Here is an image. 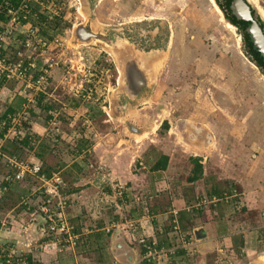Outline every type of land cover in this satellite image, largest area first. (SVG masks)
<instances>
[{"label": "crops", "instance_id": "1", "mask_svg": "<svg viewBox=\"0 0 264 264\" xmlns=\"http://www.w3.org/2000/svg\"><path fill=\"white\" fill-rule=\"evenodd\" d=\"M52 78L50 76L51 85ZM52 88L49 87L44 95L61 103L66 110L69 109L71 120L77 117L82 119V112H86L87 119L97 112L94 106H87L84 99L81 101L84 95L80 90L53 96L56 91L53 92ZM20 90L18 86L10 85L4 94L3 110H6L7 103L15 108L11 116L25 109V99ZM78 94L79 99L76 98ZM39 95L35 97L36 100ZM59 97H62L61 100ZM238 105L240 109L248 108L245 103ZM27 111L30 127L22 136L29 131L38 137L37 141L54 135L62 138L59 137L56 146L59 158L54 157L51 167L60 174L62 186L67 187L65 194L71 203L67 216L70 224H77L74 232L81 237L82 234L78 232L81 230L84 238H92V244L96 245L99 253H106V256H100L106 261L98 260V264H118L109 249L110 242L105 248V241L113 237H105V228L114 223L118 226L112 227L111 231H120V227L130 220L138 221L147 240L159 244L160 248L155 245L157 250L154 251L163 253L152 258L153 264H227L229 256L232 257V264H240L241 261L254 264L252 260L260 257L256 255L264 249V117L258 110L247 112L246 117H228L221 124L219 135L213 137L209 150L181 148L176 140L173 142L175 147L162 148L158 156L156 153L159 148H152L161 142L158 134L151 139L152 142L141 140L140 144H134L131 135L127 136L120 130L121 133L114 125L106 132L95 130L89 136H73L75 133L72 130L68 134L60 128L54 130L49 120L46 122L41 117L37 106L29 107ZM8 117L10 120V115ZM92 118V121H96L97 115ZM101 122L107 123L108 120L103 119ZM233 123L242 126L241 133L235 134L236 139L228 132V125ZM64 134L70 136V142H67L68 139L66 142L63 140ZM230 140L240 144V148L224 151V144ZM77 144L81 146L80 150ZM34 152V149L28 152L26 161L40 163ZM71 154L74 155L69 160ZM161 155L168 157L166 167L153 170V165ZM191 158L198 159L202 173L188 180L194 167ZM7 170L4 165H0V174ZM140 195L146 198L147 216L144 215L143 207L135 202L134 198ZM201 195L225 197L215 206L202 211L189 214L180 212L177 216L178 236L172 231L168 232L174 210H183V206L186 208ZM87 208H94L92 218H85ZM39 216L38 222L41 224ZM27 219V228L19 225L13 238L21 244L31 243L33 247L34 240L41 236V226H37L38 222H32L30 216ZM92 219L98 220L95 222ZM84 223L88 225L86 229L82 227ZM35 225L39 229L36 236L33 235ZM95 226L97 228L92 229ZM196 229H201L199 238L194 234ZM120 233L126 241L132 242L125 228ZM140 246H133L139 256V261L133 264H139L146 258V254L142 253L144 248ZM80 247L64 248L61 252L50 247L49 251L41 253L32 248L31 255L37 264H76L77 260L74 259L82 252Z\"/></svg>", "mask_w": 264, "mask_h": 264}, {"label": "rangeland", "instance_id": "2", "mask_svg": "<svg viewBox=\"0 0 264 264\" xmlns=\"http://www.w3.org/2000/svg\"><path fill=\"white\" fill-rule=\"evenodd\" d=\"M63 1L65 7L61 12L59 28L55 33L63 41H69L73 26L85 21L83 18L85 16L79 12V9L85 14L89 9L87 5L89 1L81 2V4L80 0ZM248 1L264 21V0ZM94 5V8L89 10L93 19L102 24L109 25L147 18L163 22L168 31V47L158 70L150 103L138 107L140 115L148 116L150 120L161 124L155 131H150L139 141L133 139L134 144H140L141 140H148L147 143L152 142L151 139L158 134L161 142H157L152 147L153 149L159 148L157 156L162 153V148L174 146L173 142L176 140L179 141L178 145L181 148L196 149L197 147V150L205 151L211 149V146L208 147L205 136L196 137L193 140L191 135H196L194 130L188 126L190 122H197L204 126L207 130L206 133L212 137L210 144L212 145L213 137L216 134L219 135L221 124L225 123L228 117H244L247 112H252L253 109L258 110L264 117V75L245 57L238 30L226 22L213 0H99ZM88 22L90 21L88 20ZM48 50V58L58 61V65L50 71V75L53 76V84L51 85L49 82V86H53V92L56 91L53 96H61V93L65 94L67 91L80 90L84 95L81 97V101L84 99L87 106L92 105L97 110L92 114L93 117L97 115L96 121L91 120L92 116L88 120L85 117L86 112H82L80 115L83 117L82 119L77 117L75 120H71L72 114L69 109L61 112L60 116L66 118V122L69 123L66 128L70 125L73 126L71 129L75 133L73 136L76 134L89 136L95 130V132H106L114 125L118 131L121 130L124 133V125L120 122L113 123L104 112L108 107L107 93L115 86L118 75L112 59L93 43L78 46H75L74 42L63 43V46L52 44ZM8 53L10 56L13 55L10 51ZM38 58L42 59L41 56ZM77 96L76 98L79 99V94ZM50 98L44 95L41 103H45ZM61 98L59 97L60 100ZM242 103L247 104L248 108L240 109L238 104ZM65 104L69 105L67 102ZM32 106H37L36 102L31 104L25 101V109L19 113L22 135L28 130V126L30 127L29 123L24 124L23 122L30 120L27 109ZM103 119H107L108 122L102 123ZM163 123H167L166 128H162ZM237 127L239 128L238 132ZM228 129V132L232 133V137L236 139L235 134L241 133L242 126H236V123H233L228 125ZM246 129H249L248 126ZM65 133L68 134L69 131L67 130ZM69 138L70 136L64 134L65 142L67 139V142H70ZM238 148H240V144L233 140L226 142L223 146L224 151ZM27 156L28 151H24L20 158L28 160ZM45 158L50 163L54 159L48 155ZM70 158L71 156L68 159L70 160ZM66 189L67 187L63 191ZM36 192V195L35 193L28 195L27 199L33 207L42 201L38 194L41 192L38 189ZM10 194L11 198L16 201L17 194L14 192ZM70 204L63 211L66 218H69L67 212ZM182 208L184 209L174 210L175 216H178L182 211L186 212L185 207ZM87 210L85 218H92L94 208H87ZM2 211L4 214H9L8 212L13 214L11 209ZM38 215V212L35 215L27 213L23 215L25 218L23 217L22 220L27 223V217L30 216L32 222H38ZM92 220L96 222L98 219ZM43 223L38 222L37 224V226H41L40 234ZM85 224L82 226L83 229L88 227ZM71 225L77 226L75 223H71ZM16 227L18 225H15L13 229L6 228L4 230L5 237L12 239L16 235L14 232L18 230ZM120 229V231H124V226ZM38 230L37 228L36 231H33V235L36 236ZM78 232L83 235L81 230ZM115 232L117 231L112 230L109 234L113 236ZM82 235L81 241L83 242ZM43 238L42 234L34 241L36 244H40L45 241ZM109 242L111 245V238L109 241H105V248L109 246ZM129 243H133L132 246H140L137 242L130 241ZM91 246V250L79 253L77 259H74V261L77 260L76 264H98L100 256H106V253L97 251L95 244H91ZM256 256L260 257L258 260H252L255 262L254 264H264V249L259 250ZM228 258L232 259L231 256ZM103 261L106 260L103 259ZM137 261H139V256L136 255ZM240 264H247V261H241Z\"/></svg>", "mask_w": 264, "mask_h": 264}, {"label": "built area", "instance_id": "3", "mask_svg": "<svg viewBox=\"0 0 264 264\" xmlns=\"http://www.w3.org/2000/svg\"><path fill=\"white\" fill-rule=\"evenodd\" d=\"M3 7L4 15L3 17L0 16V115L4 113V94L10 85L21 88L20 92L25 101L31 104L36 102L35 97L40 93L47 94V90L50 87V71L54 66L58 65L57 60L48 58V49L52 44L63 46V40L58 37V34H55L50 41L41 37L39 34V24H41L39 19L40 16L47 20L60 16L65 3L63 0H18L17 4L14 5L5 2ZM9 51L13 53L12 56L9 55ZM39 56L42 59H39ZM63 109L65 108L63 107ZM58 114L59 112L55 113L54 118ZM19 117L20 114L16 113V115L10 117V120L4 119L0 121V130L3 131L2 135H0V159L7 160L11 168H14L13 172L6 173L0 177L2 180L1 184H4L0 189V193L7 191L8 185L19 182L27 174L38 176L40 188L47 195L57 199L58 211L48 215L47 218L43 217L45 221L41 229V235L43 234L44 237L52 235L50 239L40 244L35 242L33 247H31V243L21 244L18 241H14V238L12 242L7 240L9 238L5 237L4 230L9 228L13 214L11 215L10 212H8L9 214H4L0 218V264H33L26 256L29 253L32 254V248L43 252L45 250L49 251L50 247H52L57 252H61L66 247H77L80 238V235L74 232V227L70 224L68 218L63 214L67 204L60 194V187L62 186L60 174L53 173L51 177L46 178L40 174V163L18 160L14 156H8L3 153L2 148L6 141H13L22 137ZM49 124L55 127L57 123L54 119ZM224 197L201 195L193 203L186 206L185 210L187 213L201 211L212 205L215 206ZM135 202L143 207L144 215L147 216L149 211L146 198L141 195L136 196ZM40 211L48 213L47 206H41ZM175 214L176 212H173V229L179 232V223ZM138 225V221L135 220L133 222L130 220L127 223V229L131 232V240L142 245L146 242V237L141 226ZM117 226L113 223V225L107 226L105 229L109 232L112 227ZM162 253H156L154 249H150L147 251L146 257L154 258V256ZM226 262L227 264H232L233 260L227 258Z\"/></svg>", "mask_w": 264, "mask_h": 264}, {"label": "water", "instance_id": "4", "mask_svg": "<svg viewBox=\"0 0 264 264\" xmlns=\"http://www.w3.org/2000/svg\"><path fill=\"white\" fill-rule=\"evenodd\" d=\"M81 2L86 3L87 0H80V4ZM229 9L237 20H243L248 23L245 32L249 37L253 49L259 52L260 56L264 59V30L252 15V5L250 2L248 0H231ZM79 12L85 16L83 17L85 21L73 26L70 40H64L63 43L74 42L75 46L93 43L112 59L118 75L115 86L107 93L108 107L104 112L113 123L120 122L124 125V133L127 136L131 135V138L139 141L150 131H155L161 124L150 120L148 116L143 117L140 115L138 107L150 103V97L158 77V70L166 51L151 50L145 52L137 48L127 38L112 36L109 39L110 42L104 40L101 36L97 35V32L103 33V30L107 29L109 25L90 18L92 13L89 9L85 14L81 9H79ZM88 20L92 22L90 27L87 25ZM226 22L231 24L227 20ZM96 37L98 38L95 39ZM188 126L194 130L196 135H191L193 140L196 137L205 136L208 147L210 146L212 137L206 133L207 130L204 126L199 125L197 122H190ZM39 219L40 222L45 221L41 215ZM36 230L37 226L35 225L33 226V231ZM200 232L201 229L194 231L197 238H199ZM110 251L118 264H133L136 262L135 248L125 240L118 230L112 237Z\"/></svg>", "mask_w": 264, "mask_h": 264}, {"label": "trees", "instance_id": "5", "mask_svg": "<svg viewBox=\"0 0 264 264\" xmlns=\"http://www.w3.org/2000/svg\"><path fill=\"white\" fill-rule=\"evenodd\" d=\"M17 1L18 0H0V16L3 17V15H4V11H3L4 7L3 6L5 5V2H9L10 4L14 5V4H17ZM215 2H216L217 7L219 8V10L223 13L224 18L227 21H229L232 24V26H234L238 30V32L241 36L242 51H243L245 57L252 64H254L259 69V71L264 75V59L260 56L259 52H257L255 49H253V46L249 40V37H248L247 33L245 32V28H246L248 23L246 21H243V20H237L231 14L230 9H229V5H230L231 0H215ZM252 15L257 20V22L262 27V29L264 30V21L262 20L260 15L257 13V11L253 7H252ZM60 16H58V17L56 16L51 20H47V19L43 18L42 16H40L39 23H41V24H39L40 25L39 26L40 27L39 28V34L41 37H43L47 41H50L52 39V37L55 34H57L55 32L59 28ZM43 98H44V94L40 93V95L38 96V98L36 100V105L39 108V114L41 115V117H43L46 122L48 120L50 122L51 120L55 119L57 124L55 127H52L54 130L60 128L61 130H63V132H66L67 130L70 131L73 126L70 125V127L66 128V125L68 126L69 123L66 122V118L60 116L61 112L65 111L66 109H63V106L61 105V103H59V102L55 103L54 100H52V99L46 101L45 103H41ZM13 111H15V108L13 106H11L10 103H7L6 110L4 111V113H1L0 120L5 119L8 121L9 120L8 116L10 115V117H11ZM57 112H59V114L57 115V117L54 118L55 113H57ZM28 120H27V122L24 120L23 123L24 124L29 123ZM163 127L166 128L167 123H163L162 128ZM0 131H2V130H0ZM2 133H3V131L0 132V135H2ZM59 137L60 136H58V135H54V136L48 137L45 140L43 139V140L37 141L38 137L34 134H30L28 131L24 136L19 137L18 139H15L13 141H6L5 145L2 148V151H3V153H5L8 156H14L18 160H23L22 158H20L21 153L24 151L29 152V151H32L34 149L35 150L34 156L38 159V161L41 164L40 174L44 175L46 178H49V177H51V175L53 173H58V172L55 171L56 169H53V167H51L52 164L46 160L45 156L48 155L49 157H52V158H54V157L59 158L57 156L58 152L56 151L57 150L56 146H57V144H59V140L61 138V137L60 138ZM35 141H37V142H35ZM80 147L81 146L79 144H77L78 150H80ZM68 150H69V147H68ZM72 152L73 151H69L68 153H72ZM73 155L74 154H71L70 156L73 157ZM167 161H168V157L165 155H161L159 157V159L153 165V167H152L153 170H159V169L165 168L167 165ZM191 161L194 163V167L192 169L191 174L187 177L188 180H193V179L197 178L202 173V167H201L198 159L197 158H195V159L191 158ZM57 162H56V164H57ZM0 165H2V166L4 165V167H6L8 169L4 174H0V177L5 175L6 173L14 171V168H11V166L8 164L7 160H1L0 159ZM37 177L38 176H32V175L27 174L19 182H14L13 184L8 185L7 191L0 193V218H2L4 216V213H3L4 211H2V210H10L11 209L13 212V219L9 225L10 229H11V227L13 228L15 225H18V226L21 225L22 226L21 228H23L24 226L27 228L29 222L25 223L22 220L23 217L25 218V216H23V215H25L27 213H30L31 215H35V213L38 212L39 215L47 218L48 215L54 214L55 212L58 211L57 199L55 197L47 195L45 193V191L42 188H40L39 179ZM61 180H62V178H61ZM1 182H2V180L0 178V189L4 185L3 183L1 184ZM37 189L41 192L38 194H40L42 201L39 204H36L35 205L36 208H35L30 204V202H28L27 199H28V195H30L31 193H35L37 191ZM69 189H71V188H69ZM63 190H64V187L61 186L60 187V194L65 199L66 204L69 205L70 201L68 198H66L65 191H63ZM12 192L17 194L16 201L13 200V198H11L10 193H12ZM36 193H35V195H36ZM7 194H9V195H7ZM9 199H10V201L7 202V200H9ZM43 205L47 206L48 213H43L40 211V207ZM192 213H196V212H192ZM173 219H174V216L172 215V220L170 221V227H169V230H167V231L168 232L172 231V232L176 233L178 236L179 232L175 231L173 229V223H172ZM177 220L179 221L178 217H177ZM16 228H19V227H16ZM96 228H97L96 226L92 227V229H96ZM124 228L126 229L128 235H129V239H130L131 238V234H130L131 232L127 229V223L126 222L124 224ZM110 231L105 232V237L110 236V234H109ZM50 237L47 236V237H44V239L49 240ZM85 237L86 238H84V235H82L83 242L81 241V237L78 240L77 246L78 247L81 246L80 248H81L82 252H85L87 250L89 251L92 249V246H91V244H92L91 239L92 238L90 236H85ZM12 239H7V240L9 242H12ZM104 241H105V239H104ZM80 243H83V245H80ZM155 245H156V247L160 248L159 244L158 245L154 244L151 240L146 239V242L141 245L144 248L142 250V253L145 255L149 249H156L157 250ZM26 256H27L29 261L33 262V264H37V262L35 260L33 261V257L31 255V253L27 254ZM100 260H103V259H100ZM152 260L153 259L151 257H148V258L146 257V258H143L139 262V264H153Z\"/></svg>", "mask_w": 264, "mask_h": 264}, {"label": "flooded vegetation", "instance_id": "6", "mask_svg": "<svg viewBox=\"0 0 264 264\" xmlns=\"http://www.w3.org/2000/svg\"><path fill=\"white\" fill-rule=\"evenodd\" d=\"M89 9L94 8V3L99 0H88ZM88 11V10H87ZM90 18H93L92 15ZM88 27L90 22L87 21ZM104 34V35H103ZM104 40L110 37L127 38L137 48L149 52L151 50H165L168 47V31L163 22L153 19H141L116 24H109L103 33L97 32ZM96 37L95 39H97ZM110 42V41H109Z\"/></svg>", "mask_w": 264, "mask_h": 264}, {"label": "bare ground", "instance_id": "7", "mask_svg": "<svg viewBox=\"0 0 264 264\" xmlns=\"http://www.w3.org/2000/svg\"><path fill=\"white\" fill-rule=\"evenodd\" d=\"M214 1V0H213Z\"/></svg>", "mask_w": 264, "mask_h": 264}]
</instances>
